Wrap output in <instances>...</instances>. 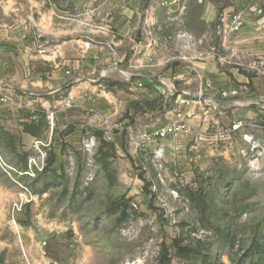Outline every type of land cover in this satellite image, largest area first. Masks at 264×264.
I'll return each instance as SVG.
<instances>
[{"label":"rangeland","instance_id":"1","mask_svg":"<svg viewBox=\"0 0 264 264\" xmlns=\"http://www.w3.org/2000/svg\"><path fill=\"white\" fill-rule=\"evenodd\" d=\"M200 1L47 0L70 21L67 86L20 110L39 138L0 125L3 264H237L264 245V117L224 103L239 93L162 86L209 61L237 92L262 75L264 47L232 41L264 0ZM175 122L187 132L147 140Z\"/></svg>","mask_w":264,"mask_h":264},{"label":"crops","instance_id":"2","mask_svg":"<svg viewBox=\"0 0 264 264\" xmlns=\"http://www.w3.org/2000/svg\"><path fill=\"white\" fill-rule=\"evenodd\" d=\"M46 2L47 0H0L1 126L24 123L19 112L22 108L30 107L29 99L39 91H48L54 89V86L61 90L67 86L64 81L67 79L65 74L70 60V21L62 13L61 28H56L54 11L45 7ZM205 4L204 14L209 18L213 17L216 11L214 6ZM241 4L242 1H237L235 8ZM232 8L234 7H229ZM242 20L243 28L233 37L234 48L251 55L259 54L264 47V18L258 20L250 13ZM65 21L68 24L66 37ZM60 35L62 38L56 40ZM196 68L197 73L192 79H184L175 74L168 79L166 86H162L170 92H177L178 89L180 93L195 91L198 94L213 90H236L234 83L218 69L215 62L199 64ZM197 80L202 84L188 86ZM238 82L241 84L238 86L239 97L224 103H232L238 107L241 116L264 117V75L258 74L250 80ZM204 83L207 88H203ZM53 93L52 90L45 95Z\"/></svg>","mask_w":264,"mask_h":264},{"label":"built area","instance_id":"3","mask_svg":"<svg viewBox=\"0 0 264 264\" xmlns=\"http://www.w3.org/2000/svg\"><path fill=\"white\" fill-rule=\"evenodd\" d=\"M232 30L238 31L239 27L234 26V27H232ZM259 65H260L259 71L262 75H264V60ZM237 95H238L237 90H231L229 92H222V96L224 98H227V97H233L234 98ZM179 103L180 104H188V102L185 100H180ZM242 127H243V122L241 120H238L232 125L231 129H232V131L236 132V131H240ZM186 128H187V125L185 123H177V122L169 123L166 126H164L163 128L156 131L152 136H148L147 140L152 141V142L159 141L160 143H162V142H165L169 139L177 138L181 134L187 132Z\"/></svg>","mask_w":264,"mask_h":264},{"label":"trees","instance_id":"4","mask_svg":"<svg viewBox=\"0 0 264 264\" xmlns=\"http://www.w3.org/2000/svg\"><path fill=\"white\" fill-rule=\"evenodd\" d=\"M21 113V111H20ZM40 128V125L37 126L32 121L30 123H23L22 129L23 132L30 135L33 138H39L40 134L37 129ZM52 161L48 163L51 164ZM0 264H3V261L0 259ZM237 264H264V245H256L249 248L244 256L238 260Z\"/></svg>","mask_w":264,"mask_h":264}]
</instances>
